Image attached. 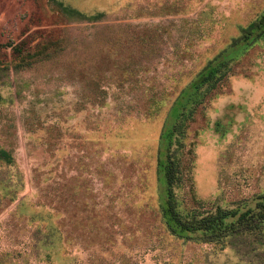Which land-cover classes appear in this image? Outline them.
<instances>
[{
  "label": "rangeland",
  "instance_id": "obj_1",
  "mask_svg": "<svg viewBox=\"0 0 264 264\" xmlns=\"http://www.w3.org/2000/svg\"><path fill=\"white\" fill-rule=\"evenodd\" d=\"M263 14L264 0H0V264H264L253 234L171 232L156 167L186 102L178 208L264 194V33L239 38ZM224 49L192 105L182 91Z\"/></svg>",
  "mask_w": 264,
  "mask_h": 264
},
{
  "label": "trees",
  "instance_id": "obj_2",
  "mask_svg": "<svg viewBox=\"0 0 264 264\" xmlns=\"http://www.w3.org/2000/svg\"><path fill=\"white\" fill-rule=\"evenodd\" d=\"M264 33V14L257 20L242 28L243 42H252L255 38ZM238 38V39H239ZM237 39V40H238ZM234 40L230 47L237 43ZM226 49L210 59L203 70L198 74L195 83L185 88L182 92L186 94V100L196 105L200 99L193 98L199 96L198 90L201 85H212L218 79L220 71L222 75L228 69V62L233 58H228ZM224 69V70H222ZM193 111L192 107H187L186 102L181 104L180 117L170 127L163 126L159 135L156 167L158 178L164 185L166 195L163 206V217L171 232L177 235L187 233H200V238L204 241H223L235 236L253 234L264 247V194L257 197L253 206H247L242 210H225L217 207L214 212L206 211L196 213V211H181L174 198V186L184 176V163L180 158L183 148V133L185 118ZM191 154V150L186 151ZM0 160L7 163L12 161V156L6 150L0 149Z\"/></svg>",
  "mask_w": 264,
  "mask_h": 264
}]
</instances>
